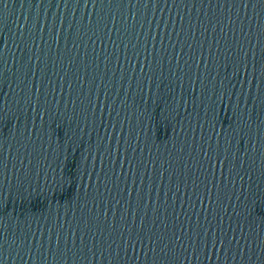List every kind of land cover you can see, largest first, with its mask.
Wrapping results in <instances>:
<instances>
[{
  "label": "water",
  "instance_id": "95a60500",
  "mask_svg": "<svg viewBox=\"0 0 264 264\" xmlns=\"http://www.w3.org/2000/svg\"><path fill=\"white\" fill-rule=\"evenodd\" d=\"M261 53L264 0H0V264H264Z\"/></svg>",
  "mask_w": 264,
  "mask_h": 264
},
{
  "label": "snow or ice",
  "instance_id": "6c2138e0",
  "mask_svg": "<svg viewBox=\"0 0 264 264\" xmlns=\"http://www.w3.org/2000/svg\"><path fill=\"white\" fill-rule=\"evenodd\" d=\"M243 63V61L241 62ZM261 64H264V53H261V58L260 59H257L253 62L252 64V68H251V71L253 72V74L255 73H260L262 76H264V70H262L260 68V65ZM241 69L240 68H236L235 71H240ZM247 66L244 67V71H247ZM231 108V105H228L225 107L224 111L225 113L228 112V109ZM214 116H215V112H214ZM239 118H240V114H239V111H238V106L236 108H232L231 109V119L233 121H236L237 123L239 122ZM218 158V154L216 156ZM224 161H221V164L223 165ZM195 194V193H194Z\"/></svg>",
  "mask_w": 264,
  "mask_h": 264
}]
</instances>
